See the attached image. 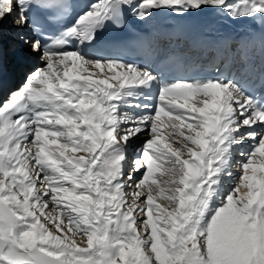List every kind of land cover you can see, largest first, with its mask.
<instances>
[{
  "label": "bare ground",
  "instance_id": "obj_1",
  "mask_svg": "<svg viewBox=\"0 0 264 264\" xmlns=\"http://www.w3.org/2000/svg\"><path fill=\"white\" fill-rule=\"evenodd\" d=\"M77 1L80 4L77 20L64 34L78 37L77 47L70 51L52 52L49 44H39L31 39L27 21L35 0H0V121L5 123L0 124V144L9 150L10 164L19 168L33 200L21 202L22 208L34 217L40 227L51 231L60 242L83 243L85 236L83 238L81 235L67 233V230L57 227L64 220L62 222H66L77 234L85 230V218L77 210L79 201L74 197V192L80 186L78 178L70 173L72 167L69 168L65 163L76 162L75 158L81 152L79 147L83 125L81 119L71 113V105L63 102V96L57 87L60 86L65 90L64 94L69 95L71 84L89 79L97 81L96 91L109 97L108 103L114 113L117 111L124 115L118 125L114 123V126H118L119 131H127L132 130L130 127L134 125L136 127L133 129L140 130L141 133L130 144L121 142L122 137L116 134L114 126L107 128L104 136L112 141L118 139V146H113L115 172L119 176L125 172L129 174L124 179L125 190L122 189V181H116L120 190L117 207L123 213L124 220L135 231L141 232L138 241L144 244V253L150 254L148 219L152 214L158 216L160 207L151 197L149 188H145L142 180H139L145 167L136 160V157L139 158V149L138 153L131 152L134 143L141 145L144 141L142 145L149 142L152 145V141H162V134L170 131L166 128V120L171 112H177L184 118H192L193 113L198 116L209 110L220 115L217 122L209 115L206 116V123L208 126L212 125L210 127L213 130H219L222 123L224 126L232 123V132L237 127L235 135L232 133L230 145L236 149L234 140H242L243 146L235 154L237 157L244 153L242 156L245 160V151H249L251 146L255 147L258 154L264 155V145L258 142L264 137V112L253 105L247 94L249 91H264V0ZM119 4L126 7V17L132 28L149 33V46L157 55L154 63L136 68L112 59H95L96 46L107 28L112 10ZM64 36L50 44L63 45ZM6 50L10 52L8 59L3 55ZM229 52L231 62L224 82L216 77L209 83L198 85L190 84L189 81H177L168 86L160 84L157 63L169 54H175L185 63L199 58L214 63L216 57L221 55L215 65L218 70ZM196 89L200 90L199 94L194 93ZM6 95L7 100L1 105ZM237 117L242 119L237 121ZM236 122L238 123L235 124ZM188 137L196 145L192 150L191 146H187L192 151L187 152L189 156L202 146L196 134L191 133ZM231 154L226 153L224 163L231 158ZM49 155L65 161L66 172L58 174L53 168L50 170L51 166L41 163L39 158ZM186 161L187 159L182 163L186 170L184 168L179 171L182 176L193 170L190 161ZM225 169L222 168V171ZM224 174H217L216 179L222 181L216 183L215 189L218 193L219 190L224 193V197L220 196L216 204L227 202L228 196L225 194L233 185L234 179L227 178ZM249 178L252 182L253 178ZM151 185L155 187L153 182ZM233 195L236 197L237 192ZM246 196L249 200L253 199V196ZM23 198L22 196L20 201L26 199Z\"/></svg>",
  "mask_w": 264,
  "mask_h": 264
},
{
  "label": "rangeland",
  "instance_id": "obj_2",
  "mask_svg": "<svg viewBox=\"0 0 264 264\" xmlns=\"http://www.w3.org/2000/svg\"><path fill=\"white\" fill-rule=\"evenodd\" d=\"M3 55L5 59L10 58L9 50L4 51ZM5 64L9 65L7 62ZM97 84L93 79L73 83L69 95L64 94L65 90L60 86L57 87L63 96V102L71 105V113L82 121L81 152L75 158L76 162H65L50 155L39 158L41 163L51 166L50 170L53 168L58 174L66 172L65 168L69 165V168L72 167L70 173L78 178L80 186L74 192V197L79 201L77 210L85 218L83 228L86 231L77 234L66 222H62L64 220L57 227L67 230V233L81 235L83 238L85 236L84 244L60 242L51 231L40 227L34 217L22 208L21 202L33 200L19 168L11 165L9 150L0 144V264H264V155L258 154L255 147L251 146L249 151H245V160L242 156L244 153L237 157L236 152L243 146L242 140H234L236 149L230 147L232 133L235 135L237 127L234 128L235 133L232 132V123L228 125L225 122V127L220 117L223 125L219 130H213L210 127L212 125L208 126L206 123V116L209 115L217 122L220 115L209 110L198 116L193 113L192 118H184L177 112H171L166 120V128L170 130V134L158 135L163 142L155 143L151 140L154 145L152 148L151 142L142 145L144 141L141 145L134 143L132 146L131 152L135 154L139 151V158L136 157V160L145 167L139 180H142L145 188H149L151 197L160 207L158 216H149L147 227L152 252L144 253V244L138 241L141 232L139 231V235L124 220L123 213L117 207L120 190L116 181H122L121 188L125 190L124 179L129 175L125 172L120 177L115 172L113 146H118V139L112 141L104 136L107 128L113 127L114 123L118 125L124 115L117 111L114 113L108 103L109 97L96 91ZM194 93L199 94L200 90L196 89ZM6 98L7 95L1 105ZM239 119L242 118L237 117V121ZM0 124L5 123L0 121ZM134 127L136 126L130 127L131 131H119L118 126L113 129L122 137V143L130 144L141 135L140 130L136 131ZM191 133L198 136L202 147L188 156L187 152L192 147L196 148L194 142L187 139ZM260 139L262 142H258L264 145V137ZM225 144L228 146L225 147ZM158 146H161L160 150ZM187 146H191V150ZM111 150L113 151L110 153ZM226 153L234 154L224 163ZM251 155L255 157L250 158ZM185 159L186 162L190 161L194 171L190 170L191 173L189 171L183 177L179 171L184 170L182 163ZM75 163H78L77 166ZM224 167L226 169L222 171ZM219 172L234 179L232 187L225 194L228 200L222 204H216L220 196L224 197V193L220 190L218 193L215 189L216 183L222 181L216 179ZM249 177L253 178V183L249 181ZM152 182L155 187H152ZM246 195L253 196L254 200L247 199ZM22 196L26 199L20 201ZM9 246L15 252L11 249L8 253Z\"/></svg>",
  "mask_w": 264,
  "mask_h": 264
}]
</instances>
